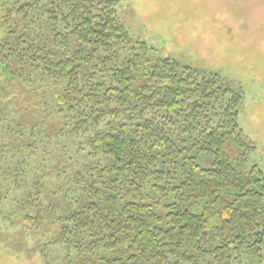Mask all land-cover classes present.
<instances>
[{
	"label": "trees",
	"instance_id": "1",
	"mask_svg": "<svg viewBox=\"0 0 264 264\" xmlns=\"http://www.w3.org/2000/svg\"><path fill=\"white\" fill-rule=\"evenodd\" d=\"M120 7L0 0V245L43 264H261L242 93L157 54Z\"/></svg>",
	"mask_w": 264,
	"mask_h": 264
},
{
	"label": "rangeland",
	"instance_id": "2",
	"mask_svg": "<svg viewBox=\"0 0 264 264\" xmlns=\"http://www.w3.org/2000/svg\"><path fill=\"white\" fill-rule=\"evenodd\" d=\"M119 15L129 32L157 54L217 72L242 93L239 124L264 172V0H121ZM0 264L43 263L39 255L17 256L0 245Z\"/></svg>",
	"mask_w": 264,
	"mask_h": 264
}]
</instances>
